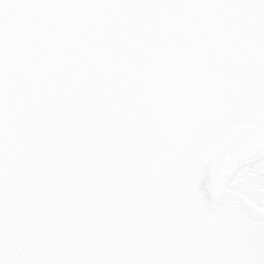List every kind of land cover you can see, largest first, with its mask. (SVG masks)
Segmentation results:
<instances>
[{
  "label": "snow or ice",
  "instance_id": "obj_1",
  "mask_svg": "<svg viewBox=\"0 0 264 264\" xmlns=\"http://www.w3.org/2000/svg\"><path fill=\"white\" fill-rule=\"evenodd\" d=\"M0 264H264V0H0Z\"/></svg>",
  "mask_w": 264,
  "mask_h": 264
}]
</instances>
